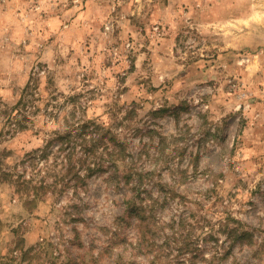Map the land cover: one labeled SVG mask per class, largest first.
Listing matches in <instances>:
<instances>
[{
	"label": "rangeland",
	"instance_id": "obj_1",
	"mask_svg": "<svg viewBox=\"0 0 264 264\" xmlns=\"http://www.w3.org/2000/svg\"><path fill=\"white\" fill-rule=\"evenodd\" d=\"M67 119L125 144L120 186L42 188ZM0 264H264V0H0Z\"/></svg>",
	"mask_w": 264,
	"mask_h": 264
},
{
	"label": "trees",
	"instance_id": "obj_2",
	"mask_svg": "<svg viewBox=\"0 0 264 264\" xmlns=\"http://www.w3.org/2000/svg\"><path fill=\"white\" fill-rule=\"evenodd\" d=\"M30 98H32V94L29 93V88H27L19 95L17 104L7 112V119L9 120L14 118V127H16L19 132L27 127L28 124H26V122L30 119L28 120V116L25 114H21L19 116L21 118L17 119L15 118L13 112H16L15 114L18 116V110L21 106L22 108L33 107L32 109H34V111L39 109L34 103L36 99ZM60 115H62L64 119L67 118L66 114ZM56 117L58 116H55L52 120H48L45 125L50 123L56 126L58 124V119L56 120ZM68 121L70 120L67 119L65 130L61 131L57 128L46 134L48 138L44 139L45 145L42 150H33L31 153L27 154L31 159L36 157L35 155H37L40 151V157L42 159L48 158L47 151L51 149V145L54 143L59 145L57 148L58 153L64 154L61 156V161L63 163L61 167H63L65 173L62 174V176L58 175L61 178L57 177L53 184H44V182H41L42 188H44L45 185L54 188H56L57 185H60L62 186V189L69 186L75 189L78 186L85 185L87 179L94 174H102L108 170L112 174L110 178L114 176L112 179H115L117 181V185L120 186L121 183L118 181L119 176L116 170L118 168L117 165L125 161V144L116 139L109 130H104V126H100L93 121L72 120L70 123ZM77 149H79L80 154L77 152ZM104 153L106 157L104 156ZM111 171H113V173ZM133 175L134 174L131 172L124 174L121 177L123 180L122 185L128 184L131 180H133ZM58 178H60L61 182L58 181ZM137 178H139V176H137ZM132 191L139 192V186L135 184L132 187ZM131 209L132 210H130V212L134 214L135 207L133 206ZM136 217H138L137 222L139 223V227L148 226L146 218L138 216L137 214ZM139 236L140 239L137 244V249L139 251H142L147 247H152L148 244L145 245V242H147V236L146 232H144L142 228H139ZM247 237L248 233L244 231L235 233V230H232L230 232V239L232 240V243H235L238 239L241 243H243Z\"/></svg>",
	"mask_w": 264,
	"mask_h": 264
}]
</instances>
